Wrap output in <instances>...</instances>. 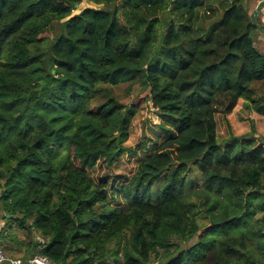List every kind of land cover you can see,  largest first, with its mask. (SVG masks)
Instances as JSON below:
<instances>
[{"label": "trees", "instance_id": "trees-1", "mask_svg": "<svg viewBox=\"0 0 264 264\" xmlns=\"http://www.w3.org/2000/svg\"><path fill=\"white\" fill-rule=\"evenodd\" d=\"M83 3L94 8L73 14ZM251 5L0 0L5 254L55 264H264V147H222L214 121L240 100L264 116ZM123 84L139 86L143 108L151 103L154 141L124 145L139 111L112 94ZM127 154L135 167L120 184L93 177L98 163L111 169Z\"/></svg>", "mask_w": 264, "mask_h": 264}, {"label": "rangeland", "instance_id": "rangeland-1", "mask_svg": "<svg viewBox=\"0 0 264 264\" xmlns=\"http://www.w3.org/2000/svg\"><path fill=\"white\" fill-rule=\"evenodd\" d=\"M248 2L249 0H247V3ZM250 3L252 4L251 10H255L256 0H250ZM85 8H94V6L83 3L76 8L73 14H78L79 11ZM262 11L264 13V8ZM260 18V23H264V14H262ZM256 34V50L264 55V33L262 30L261 32L258 30ZM44 36L50 38L51 33H46ZM256 92L255 100H259L260 98L264 100V87L259 85ZM112 94L117 101L123 105H129L132 101H135V108L139 111L136 120L133 121L131 125L129 137L124 145L134 147L144 137L145 139L154 141V135L158 133L155 126L158 124L159 120L154 115L151 103L148 102L143 108L142 101H138V98L143 96L140 93L139 86L134 85L128 87L127 84H123L119 87L112 88ZM214 121L216 124V135L222 147L231 139H236L239 142L251 140L255 145L264 147V116L260 115L250 103L240 100L231 113L227 115L221 113L215 114ZM132 157L134 156L127 154L122 157L117 167L111 169H107L105 165L98 163L93 170V177L98 180L99 178L107 176L108 182H121V179L128 176L129 172L133 171L135 167ZM259 216L260 214H257L256 218ZM2 252L4 253L3 249ZM15 257H19V259L22 258L20 256Z\"/></svg>", "mask_w": 264, "mask_h": 264}, {"label": "built area", "instance_id": "built-area-1", "mask_svg": "<svg viewBox=\"0 0 264 264\" xmlns=\"http://www.w3.org/2000/svg\"><path fill=\"white\" fill-rule=\"evenodd\" d=\"M0 264H55V263H52L46 257L41 255H36L26 260H22L18 258L10 259L4 256V253L0 248Z\"/></svg>", "mask_w": 264, "mask_h": 264}, {"label": "water", "instance_id": "water-1", "mask_svg": "<svg viewBox=\"0 0 264 264\" xmlns=\"http://www.w3.org/2000/svg\"><path fill=\"white\" fill-rule=\"evenodd\" d=\"M262 7H264V0L260 1L257 4L255 10L253 11V16H252L253 25H255L258 28V30H261V28L257 25V18H258V15H259V11H260V9ZM33 242H34V245H37L38 243H41L40 240H38L35 236H33Z\"/></svg>", "mask_w": 264, "mask_h": 264}, {"label": "crops", "instance_id": "crops-1", "mask_svg": "<svg viewBox=\"0 0 264 264\" xmlns=\"http://www.w3.org/2000/svg\"><path fill=\"white\" fill-rule=\"evenodd\" d=\"M4 227V222L2 221V219H1V217H0V230L2 229ZM38 240H40V242L42 243V240L38 237V236H35ZM1 248V247H0ZM2 250V249H1ZM5 252V251H4ZM4 256L5 257H7V258H10V259H12V258H18L19 259V257H15V256H20V257H22V255H20V254H5L4 253ZM20 259H24V260H26L25 258H20Z\"/></svg>", "mask_w": 264, "mask_h": 264}]
</instances>
